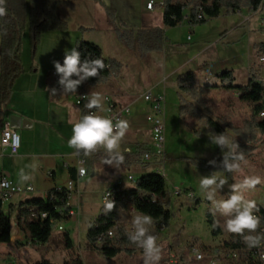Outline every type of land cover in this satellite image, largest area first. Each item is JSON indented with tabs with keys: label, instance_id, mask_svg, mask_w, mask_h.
<instances>
[{
	"label": "rangeland",
	"instance_id": "374dc122",
	"mask_svg": "<svg viewBox=\"0 0 264 264\" xmlns=\"http://www.w3.org/2000/svg\"><path fill=\"white\" fill-rule=\"evenodd\" d=\"M240 12L221 17L218 20H210L204 25L197 26L196 28L203 26L208 28L199 32L193 45L189 42L183 43L181 38L176 37L178 42H182L183 45L174 46L172 50L170 49L171 46H167V48H170H166V51L150 53L144 59L136 58L137 56L134 57L131 54H128L129 56L125 54L121 58L124 66L123 76L129 87V80H132V64H136L134 74L142 75V78L139 84H133L130 87L133 91V98H127L130 107L116 103L118 107H128L134 113L140 111L144 103H142V97L149 90L154 95L163 98L162 121L164 124L165 151L163 162L149 161V163H146L148 166L145 168L142 165H134L133 168L126 169L116 164H105L104 160L107 156L103 150L94 152L93 154L96 155L99 161L97 163L98 168H95V176L91 177L93 173L91 171L85 178L81 179L80 194L82 196L71 193V208L77 212L75 214L76 221L74 223L67 222L63 227L64 232H58L54 229L49 242L44 245L36 244L25 236L17 243L0 245V264H35L40 261L63 264L73 256L77 257L82 264H144L145 258L140 248L131 254L121 252L114 258H105L95 250L87 247L85 236L90 225L100 215L102 207L100 198L106 191H109L115 184L132 188L138 178L148 174L162 175L163 172L166 174V177H164L166 192L171 193L173 188L189 190L193 194V199L186 198L184 194L174 198V201H171L173 199L171 198L170 204L167 206L171 215L170 221L165 230L158 231V236H165V239L161 237L162 242L158 243L161 248L159 264H170L169 257L171 255L174 256L177 264H202L200 262L191 263L186 260L184 254L187 248H213L230 242L231 234L223 229L225 217L210 201L205 199V194L198 188L199 177L207 176L213 171L194 168L183 160V158L209 160L215 156H222L221 151L217 147L213 151L211 150L214 145H211L208 140L207 133H209V130L207 128L197 125L189 117L183 118L180 116L178 96L175 90L170 91L178 72L169 74L164 70L184 66L183 64L190 57L199 53V57L189 64L190 69L186 67L182 70L195 73L198 85L214 87L218 83L215 75L234 65L233 61H228L227 64L223 65L219 62L222 59L236 56L235 85L245 84L250 73L257 74L264 83V65L259 62L260 57L264 58V10L256 12L242 10ZM238 17H240V21L236 27H233L234 21ZM76 18H72L71 23H76V20L80 21L81 19L80 17ZM230 28V34L221 37V34L225 30H230ZM24 33H27V31ZM24 33L22 37L24 35V38L28 40L27 34ZM178 33L182 35L180 28L176 32V36H178ZM204 47H210V49L203 51ZM28 59H30L29 55ZM24 60L26 62V56H24ZM202 70H209L210 73L204 77L201 75ZM179 73H182V71H179ZM166 88L170 89L165 90ZM182 96L185 100L191 102L190 98L185 95ZM204 100L206 108L202 109V113L223 126L230 138L238 140L233 133V128L241 127L243 121L250 115V107L240 103L237 100L236 93L216 88L210 89L208 94L204 96ZM181 125L192 131L196 129L201 137L193 136L191 131L190 133L185 132L181 129ZM17 134L20 139V134L18 132ZM141 135L142 139L139 143H136V138L134 139L133 136H124L125 143L135 144V147H128V149L132 151L135 148L134 151L151 152L152 141L148 130L144 128ZM125 148V145L121 147L122 150ZM82 168L86 169L84 163ZM245 176H258L260 178V183L254 189L246 191L244 195L246 199L255 200L257 207L264 209L263 144L256 146L253 154L246 159V163L241 164L239 172H232V179H228V183H238ZM128 177H133L135 182L129 181ZM228 194L229 187L225 185L217 193L215 199H226ZM181 202L182 204H180ZM206 213L210 214L213 223H217L220 230L218 236L212 234V227L207 221ZM130 215H127L125 222L127 233H129V227H131ZM13 218L10 216L12 226ZM66 231H68L72 243L70 251H67L63 244V235ZM165 240L167 243H165ZM127 249L130 250V248Z\"/></svg>",
	"mask_w": 264,
	"mask_h": 264
},
{
	"label": "trees",
	"instance_id": "16d2710c",
	"mask_svg": "<svg viewBox=\"0 0 264 264\" xmlns=\"http://www.w3.org/2000/svg\"><path fill=\"white\" fill-rule=\"evenodd\" d=\"M62 0H4L6 14L0 17V126L1 117L9 103L11 92L15 81L23 73L20 59L21 37L27 31L30 54L34 58L40 45L42 36L50 31H66V23L56 15V9ZM162 26L164 28H174L179 25L187 13V22L190 29L206 24L210 20L217 19L220 15L230 16L238 11L247 10L256 12L264 10V0H162ZM108 16L113 20V12L108 11ZM79 29V32H85ZM116 38L127 49L136 50L140 58H145L150 53L161 52L164 47V30L159 27L144 30H114ZM74 48L81 53V59L88 55L89 59L102 58L106 64L103 72L97 77H90L83 82L87 87H95L117 79L121 75L122 65L112 59H104L100 47L93 43L77 40ZM63 59L59 62L62 63ZM217 85L197 86L195 73H184L176 78V89L180 107V116L189 117L198 125H201L212 133H222L226 131L215 120L204 115L202 109L205 107L204 96L212 88L230 91L237 94L240 103L250 107V115L243 121L241 127L233 128V133L237 136L235 140L240 149L244 151L245 158L250 157L256 150L258 144L264 145V83L255 73H250L246 85L237 86L233 72L224 70L215 75ZM182 95L190 98L191 102L185 100ZM263 114V116H260ZM195 137H200L198 132L193 131ZM123 154V161L119 164L123 168H130L134 165H148L143 162L145 151L126 152ZM215 160L217 166L208 164L209 160ZM222 156H215L209 160L197 158H183L194 168L207 171L222 170L219 168ZM227 178L232 179V172L227 173ZM113 208L107 210L102 204L100 215L94 220L87 230L85 241L89 249L95 250L105 258H114L119 253L131 254L139 247L128 241V233L125 231V222L129 215V208L135 211H143L151 215L156 221L152 234L158 238V226H168L171 215L168 211V204L152 202L151 195L163 197L166 194L165 179L160 174H148L138 178L132 188L115 184L110 190ZM68 200L66 189H53L47 194L45 199H30L18 205L16 220L18 227L25 237L31 239L39 245L49 242L55 225L50 221L59 222L62 217L56 212L63 209ZM108 203V202H107ZM0 202V245H8L11 241V220L10 216L14 209L9 208L6 212L2 209ZM257 212L262 214L261 223L264 224V213L262 208L257 207ZM46 213L47 219L44 221L27 220L31 213ZM208 223L213 225L209 213H206ZM112 232V238L104 237L100 242L98 238ZM212 234H220L219 227L212 228ZM241 236L231 234L230 242L224 243V248L236 249L240 245ZM64 248L67 251L72 249V243L68 231L63 235ZM127 248H130L127 249ZM205 249V248H204ZM35 264H51L48 261H40ZM63 264H82L77 257H70ZM225 264H253L241 259L239 262H226ZM257 264V263H255Z\"/></svg>",
	"mask_w": 264,
	"mask_h": 264
},
{
	"label": "crops",
	"instance_id": "0c3cea01",
	"mask_svg": "<svg viewBox=\"0 0 264 264\" xmlns=\"http://www.w3.org/2000/svg\"><path fill=\"white\" fill-rule=\"evenodd\" d=\"M149 1L152 0H62L56 9V15L66 23L67 30L63 32L50 31L45 33L42 36L34 58L30 54L29 39L26 40L23 35L20 49L23 73L13 85L9 103L1 117L0 126L1 129L4 124L9 125L16 133L18 132L20 134L21 142L18 153L15 156H10L7 152L0 151V172L12 183L20 187L30 186L32 191L13 196L2 207L4 212L12 207L14 209L13 213H11L14 221L13 226L11 222V230L13 231L11 232L12 238L10 244L17 243L25 236L18 227L15 218L20 203L30 199H45L47 194L53 189H66L68 183H73L74 187L73 191L69 193L68 205L71 211L76 214L77 212L71 208V193L79 195L81 191V179L85 178L91 171L93 172L91 177H94L96 169L98 168L97 163L99 161L95 154L90 153L84 155L82 151H77L68 146L67 141L71 136L72 125L85 114V111L82 107L75 104L70 94H63L59 87L50 82V71H55L52 62L54 60L61 61L65 51L74 48L77 40L97 45L102 50L104 59H112L122 65L121 75L117 79H113L103 85L95 87L86 86V94L98 92L102 96L109 98L115 104L119 103L130 107V103L127 102V98H133V91L130 87L133 84H139L142 75L134 74L136 64H132V80H129V87L128 82L125 81L123 76L124 66L121 58L125 54L127 56H129L128 54L134 57L137 56L136 58L139 59L142 58L138 56L135 49L129 50L119 42L114 30L137 31L154 27L162 28L165 34L163 50L166 51L167 46H171L169 48L172 50V47L183 45L184 42H189L193 45L199 32L208 28L207 26H203L190 29L187 22V13L184 17L186 20L182 21L179 25L174 28H164L162 26V8L160 7L162 0H153L155 4L150 10L146 8V4ZM108 11L113 12V20L109 18ZM238 13L241 12L238 11ZM76 17H80V21L76 20V23H71L72 18L77 19ZM221 17L226 16L220 15L214 20H218ZM239 21L240 17L236 18L233 27H236ZM179 28L182 31V35L178 33V36H176ZM79 29H85L86 31L82 33L79 32ZM230 32L231 28L230 30H225L221 34V37L225 34H230ZM176 37L181 38L183 43L178 42V38ZM51 47L53 48L45 53V50ZM208 49L210 47H204L203 51ZM28 55L30 59H28ZM24 56H26V62ZM198 57L199 53L190 57L183 64L184 66L164 70L169 72V74L178 72L173 80V88H166L165 90H175L177 94L176 78L184 73H193L189 70L188 72H184L182 69H186ZM228 61H233L234 65L224 70L232 71L235 79L237 58L233 56L229 59H222L219 63L223 65L227 64ZM187 69L190 68L188 67ZM179 71H182V73H179ZM246 83L241 85H246ZM154 86L157 88L156 85ZM197 86L201 87L198 83ZM54 87L57 88L56 95H51L50 89ZM147 92H151V90ZM148 112L149 106L143 103L140 111L134 113L131 110L129 116L124 118L129 123V128L125 135L133 136L134 139L136 138V143L141 141V131L144 128L150 134L149 127L145 121V116ZM104 113L105 104L103 103L102 109L98 110V114L104 115ZM181 129L187 133L191 131L192 135L193 131L198 132L196 129L193 131L186 129L182 125ZM124 139L123 137L121 147L125 145L126 151L122 153L135 152V148L132 151L128 149V147H135V144L125 143ZM215 147L213 146L211 150L213 151ZM80 162H83L86 167V169L84 168L86 170V176L83 178H79L77 175L78 169L83 167V164H80ZM130 168H133V166ZM20 169H24L25 173L31 176L29 181L22 182L19 179ZM163 173V177H166V174ZM80 196L82 195L80 194ZM171 201H174V198ZM161 237L165 239V236L159 235L157 243L162 242ZM165 243H167L166 240Z\"/></svg>",
	"mask_w": 264,
	"mask_h": 264
},
{
	"label": "clouds",
	"instance_id": "9594fccd",
	"mask_svg": "<svg viewBox=\"0 0 264 264\" xmlns=\"http://www.w3.org/2000/svg\"><path fill=\"white\" fill-rule=\"evenodd\" d=\"M3 5L4 0H0V17L6 14ZM53 47L46 49L45 53ZM52 63L58 76L57 85L63 94L75 93L83 82L90 77H97L106 68L102 58L89 59L85 54V57L81 59V53L75 48L65 51L62 63L55 60ZM56 92L57 88L50 89L51 95H56ZM85 97H87L85 107L97 110L102 109L107 99L98 92L89 93L82 99ZM128 128L129 123L126 119L116 120L114 117L89 111L72 125L71 136L67 143L69 147L82 151L84 155L103 150L107 156L104 163L118 165L124 159L122 152L126 149H121V141ZM207 137L210 144L221 151L222 159L219 168L222 170L213 171L207 176H200L199 190L205 194V199L210 201L225 217L223 223L225 232L241 236L249 249L264 246V233L256 231L261 222V217L254 214L259 210L257 202L246 199L244 195L246 191L254 189L260 183V178L245 176L242 181L229 184L226 173L241 170V164L246 163L244 151L240 149L234 138H230L224 132L219 134L209 132ZM208 164L217 166L214 159L209 160ZM19 179L26 182L31 179V176L25 173L24 169H20ZM225 185L229 187L227 198L216 200L217 193ZM113 206L112 201L105 205L107 210H111ZM155 224L154 218L143 211H135L131 218V231L127 238L130 243L142 250L145 258L144 264H159L161 259V248L157 243V237L152 234ZM216 226L217 223L214 222L212 228Z\"/></svg>",
	"mask_w": 264,
	"mask_h": 264
},
{
	"label": "built area",
	"instance_id": "2783aa9c",
	"mask_svg": "<svg viewBox=\"0 0 264 264\" xmlns=\"http://www.w3.org/2000/svg\"><path fill=\"white\" fill-rule=\"evenodd\" d=\"M154 1H149L146 4L147 9H151L154 6ZM161 6V5H160ZM259 62L264 65V58L260 57ZM209 70H202L201 75L206 77L209 74ZM50 82L59 87L57 85L58 76L55 71L50 72L49 74ZM86 86L82 83L76 90L75 93H69L77 106L82 107L85 111V114L89 111H95L98 114L97 109H87L85 104L87 103V97L85 92ZM142 101L149 106V112L145 116L146 124L149 127L151 141H152V150L151 152H146L143 156V162L149 163V161H157L163 162L165 157L164 151V124L162 121V106H163V98L153 95L151 92L145 93L142 97ZM105 104V113L104 115L114 117L116 120L124 119L125 117L129 116L130 110L128 107L120 108L115 103H113L108 98L104 101ZM263 116V114H260ZM20 147V139L18 134L9 127V125L4 124L0 129V151L7 152L10 156H15L18 153ZM83 164V162H80ZM83 170V171H82ZM77 175L79 178H83L86 176V170L84 168L78 169ZM163 176V175H162ZM128 180L132 183L135 182L133 177H128ZM73 183H68L66 191L69 193L73 191ZM59 191V189H56ZM32 191V188L29 186L27 187H20L14 183H12L2 172H0V202L2 205H5L10 201V199L15 195H22L24 193H29ZM182 194L186 198L193 199V194L186 190H181L179 188H173L171 193L166 192L163 197L151 195L150 200L152 202H160L164 204H168L171 198H178ZM111 192L106 191L101 197V204H105L111 201ZM68 209L67 213H64L63 209H57L56 212L62 217V220L59 222L50 221L53 225H55V229L58 232H64V225L67 222H75L76 215L74 212L71 211L68 200L65 206ZM264 213V209L262 208ZM129 213L133 214V209L129 208ZM255 215L262 217V214L259 212H255ZM48 215L46 213H35L31 212L27 216V220H34V221H44L46 220ZM165 230L164 225L158 226V231ZM131 231V227H129V232ZM257 232L264 233V224L260 222L259 227L256 230ZM247 234V233H246ZM253 235L255 233H252ZM112 232H108L106 235H101L98 238V242L101 243L104 237L109 239L112 238ZM187 261L191 263L200 262L202 264H225L226 262H239L241 259L246 260V262H252L253 264H264V246L256 247L249 249L244 240L241 237L240 245L236 249L224 248L223 246L213 247V248H195L189 247L185 251L184 254ZM170 264H177L174 256L171 255L169 257Z\"/></svg>",
	"mask_w": 264,
	"mask_h": 264
}]
</instances>
